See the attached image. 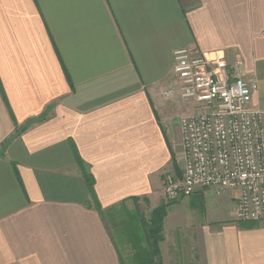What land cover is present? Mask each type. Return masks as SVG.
I'll return each mask as SVG.
<instances>
[{
  "label": "crops",
  "instance_id": "obj_1",
  "mask_svg": "<svg viewBox=\"0 0 264 264\" xmlns=\"http://www.w3.org/2000/svg\"><path fill=\"white\" fill-rule=\"evenodd\" d=\"M182 46L241 64L264 110V0H0V264H123L164 205L158 262L264 264L238 190L165 199Z\"/></svg>",
  "mask_w": 264,
  "mask_h": 264
},
{
  "label": "built area",
  "instance_id": "obj_2",
  "mask_svg": "<svg viewBox=\"0 0 264 264\" xmlns=\"http://www.w3.org/2000/svg\"><path fill=\"white\" fill-rule=\"evenodd\" d=\"M241 64L228 67L194 46L174 51L180 97L193 112L180 117L181 177L166 176L167 201L200 189L238 190L236 218L264 221V110L252 107L259 84Z\"/></svg>",
  "mask_w": 264,
  "mask_h": 264
},
{
  "label": "trees",
  "instance_id": "obj_3",
  "mask_svg": "<svg viewBox=\"0 0 264 264\" xmlns=\"http://www.w3.org/2000/svg\"><path fill=\"white\" fill-rule=\"evenodd\" d=\"M87 179L90 180L91 177L88 176ZM165 211V205L157 207L151 213V216L149 217L148 221H145L143 223L144 219H142L144 232L148 240L150 241V248L145 249L144 247H141L138 252L136 251L134 255L126 257L125 259L122 258L123 264H162L161 262H158V241L161 240L163 237L162 221L165 215ZM107 217H111L112 220H114L113 216H111L108 212Z\"/></svg>",
  "mask_w": 264,
  "mask_h": 264
},
{
  "label": "rangeland",
  "instance_id": "obj_4",
  "mask_svg": "<svg viewBox=\"0 0 264 264\" xmlns=\"http://www.w3.org/2000/svg\"><path fill=\"white\" fill-rule=\"evenodd\" d=\"M181 154H182V152H181ZM179 169H180V171H181V174H182V171H183V164H182V161L180 160V163H179ZM113 228H115V226H113ZM117 239H118V237H117Z\"/></svg>",
  "mask_w": 264,
  "mask_h": 264
}]
</instances>
